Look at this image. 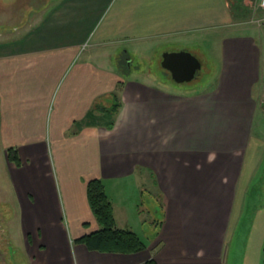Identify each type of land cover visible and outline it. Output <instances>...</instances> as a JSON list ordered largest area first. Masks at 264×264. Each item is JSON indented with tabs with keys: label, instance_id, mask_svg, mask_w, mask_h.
Listing matches in <instances>:
<instances>
[{
	"label": "crops",
	"instance_id": "obj_1",
	"mask_svg": "<svg viewBox=\"0 0 264 264\" xmlns=\"http://www.w3.org/2000/svg\"><path fill=\"white\" fill-rule=\"evenodd\" d=\"M236 6L55 0L33 25L0 34V165L31 264H228L264 145L262 30L256 37L237 22ZM214 34L219 72L198 92L131 79L115 62L121 50ZM9 148L20 167L7 160ZM95 179L117 228L141 239L134 226L149 225L139 229L153 235L141 239L145 250L101 253L74 243L99 229L86 193ZM144 183L159 199L153 218L138 203ZM131 187L138 199L127 195Z\"/></svg>",
	"mask_w": 264,
	"mask_h": 264
},
{
	"label": "rangeland",
	"instance_id": "obj_2",
	"mask_svg": "<svg viewBox=\"0 0 264 264\" xmlns=\"http://www.w3.org/2000/svg\"><path fill=\"white\" fill-rule=\"evenodd\" d=\"M53 1L55 0H0V34L10 35L33 25ZM232 1H235L237 5V22H246L250 28L248 32L253 33L256 37H258V30H262L260 39L264 55V10L260 8L259 1ZM219 40V37L214 34L207 35L206 42L183 39L172 43H162L153 50H144L148 45L136 51L129 49L124 52L121 50V53L115 57V62L119 70L131 79L142 81L149 79L154 84L162 86L164 90L175 92L182 90L194 93L214 85L215 75L218 74L220 66V58L217 56L220 48L216 47ZM181 50L187 51L197 58L201 63V69L192 81L176 84L161 67V60L163 53ZM106 105L104 102L103 106ZM105 117L109 119L110 115ZM132 182L130 181L128 184L132 185ZM143 187L144 195L138 203L141 210L145 211L144 218H153L156 214L153 212H160L159 199L155 195L156 188L149 187L147 183H144ZM127 195L131 196L133 200L139 197L138 195L136 197L132 187ZM20 211L10 181L9 170L0 165V264H31V256L25 246L19 219ZM143 225L145 227L142 228L148 230L147 226L149 225ZM134 227L142 236L141 239L149 244L151 233L142 234L139 224ZM140 228L141 230H139ZM151 236L153 237L152 234ZM228 264H264V145L256 171L248 182L239 223L230 244Z\"/></svg>",
	"mask_w": 264,
	"mask_h": 264
},
{
	"label": "trees",
	"instance_id": "obj_3",
	"mask_svg": "<svg viewBox=\"0 0 264 264\" xmlns=\"http://www.w3.org/2000/svg\"><path fill=\"white\" fill-rule=\"evenodd\" d=\"M117 108V103H114L109 111L116 112ZM6 154L9 162L13 163L16 167L21 166V160L15 149H7ZM86 193L88 205L99 229L75 240L74 243L83 244L89 251L101 253L133 254L145 250V243L136 233L117 228L113 205L106 195L105 187L101 180L95 179L89 181L87 183ZM144 264H156V262L150 259Z\"/></svg>",
	"mask_w": 264,
	"mask_h": 264
},
{
	"label": "water",
	"instance_id": "obj_4",
	"mask_svg": "<svg viewBox=\"0 0 264 264\" xmlns=\"http://www.w3.org/2000/svg\"><path fill=\"white\" fill-rule=\"evenodd\" d=\"M161 67L176 84L192 81L201 69V63L189 52H165L162 54Z\"/></svg>",
	"mask_w": 264,
	"mask_h": 264
},
{
	"label": "built area",
	"instance_id": "obj_5",
	"mask_svg": "<svg viewBox=\"0 0 264 264\" xmlns=\"http://www.w3.org/2000/svg\"><path fill=\"white\" fill-rule=\"evenodd\" d=\"M259 1V6L262 10H264V0H258Z\"/></svg>",
	"mask_w": 264,
	"mask_h": 264
}]
</instances>
